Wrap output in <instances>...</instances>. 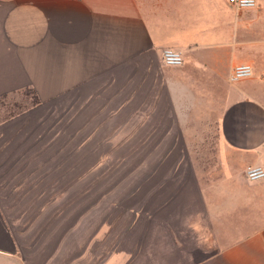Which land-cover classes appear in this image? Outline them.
<instances>
[{
    "label": "crops",
    "instance_id": "crops-1",
    "mask_svg": "<svg viewBox=\"0 0 264 264\" xmlns=\"http://www.w3.org/2000/svg\"><path fill=\"white\" fill-rule=\"evenodd\" d=\"M23 92L0 264H264V0H0V99Z\"/></svg>",
    "mask_w": 264,
    "mask_h": 264
},
{
    "label": "built area",
    "instance_id": "built-area-1",
    "mask_svg": "<svg viewBox=\"0 0 264 264\" xmlns=\"http://www.w3.org/2000/svg\"><path fill=\"white\" fill-rule=\"evenodd\" d=\"M228 3L239 10H250L257 6V0H227ZM163 61L166 66L180 67L184 64V57L182 53L173 50L166 49L163 52ZM253 75V68L249 64L237 65L231 74V81L238 82ZM246 178L251 181H260L264 179V168L261 166H250L246 170Z\"/></svg>",
    "mask_w": 264,
    "mask_h": 264
},
{
    "label": "rangeland",
    "instance_id": "rangeland-1",
    "mask_svg": "<svg viewBox=\"0 0 264 264\" xmlns=\"http://www.w3.org/2000/svg\"><path fill=\"white\" fill-rule=\"evenodd\" d=\"M32 99L26 92L10 95L0 99V118L27 107Z\"/></svg>",
    "mask_w": 264,
    "mask_h": 264
},
{
    "label": "trees",
    "instance_id": "trees-1",
    "mask_svg": "<svg viewBox=\"0 0 264 264\" xmlns=\"http://www.w3.org/2000/svg\"><path fill=\"white\" fill-rule=\"evenodd\" d=\"M39 102H40L39 98L33 97L32 101H31V106H35V105L39 104ZM12 114L13 113H10L9 116H12Z\"/></svg>",
    "mask_w": 264,
    "mask_h": 264
}]
</instances>
